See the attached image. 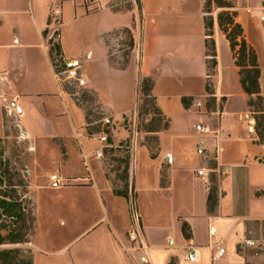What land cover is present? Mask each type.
<instances>
[{
	"label": "crops",
	"instance_id": "0c3cea01",
	"mask_svg": "<svg viewBox=\"0 0 264 264\" xmlns=\"http://www.w3.org/2000/svg\"><path fill=\"white\" fill-rule=\"evenodd\" d=\"M138 2L141 7L142 35L140 77L141 79L150 78L151 95L161 115L168 119V125L153 132L157 138V147L153 156L146 144H139L132 155L127 154L133 167L136 163L135 188L138 195H135L134 200L138 211L143 195L146 198L151 197L152 207L155 204L152 203L154 195L158 198L167 195L166 197L174 205L172 222L162 226L167 232L165 240L159 238L157 229L148 225L147 218L143 219L139 212L144 233L151 247L150 263L141 262L137 253L129 256L122 246L130 227L129 203L132 198L130 194H116L112 176L108 174L111 157L121 155L123 152L119 148V142L122 137L126 138V133L122 130L124 127L121 126L123 122L121 116L116 114L113 120L116 125L110 139L113 148L105 149L103 156L97 157L95 150L99 147V142L94 137L89 138L83 111V121L77 128L78 107L68 101L64 89L55 77L49 46L44 37L45 31L53 26L52 9L60 5L62 23L59 38L63 56L78 57L82 54L80 49L69 50L64 42V27L69 26V32L72 34V29H76L80 21L87 19L82 18L85 14L73 0H0V24L6 23L12 16L13 29L18 32L13 43L7 45L23 49L37 48L45 57L44 61L34 63L38 68L35 77L39 81L31 91L24 90L18 85L23 77L22 70H17L8 64L3 65L6 82L12 84V98L16 97L22 108L21 116L28 113V109L23 106L21 100L29 95L54 100L55 106L52 105V107L55 110L50 111L45 103L40 108L37 107L39 119L43 123L47 121L49 115L57 117L65 115L70 120V129L67 133H51L63 140V147L59 149L55 147L57 151H54L53 147V163L58 170L56 173L65 177L59 173L61 170L62 173L72 176V179L83 183L54 190H78L85 193L92 191L100 209L97 220L77 239L86 233L88 235L92 228L95 230L103 223H106L108 227L110 236L107 241L108 253L89 257L84 255L75 264H264V143L256 140L254 136L256 133H250L247 125L240 118L246 111L248 95L241 87L230 42L220 29L217 16L214 17L212 38L215 42L214 59L217 64L210 81L214 87V93L211 96L214 98L217 109L212 110L210 114H205V98L208 95L207 60L209 59L206 54L207 30L203 11L205 0H138ZM188 5L194 7L195 11L186 13ZM136 9L137 7L132 4L128 10L129 14L133 15ZM236 9V20L244 27L245 37L255 47L260 61V47L264 49V23L254 15L245 13L243 10L247 9V6L243 3H237ZM93 18L97 22L99 34L106 29V26H103L101 17ZM125 26H131L130 22H127ZM28 27L35 32L36 42L23 40L26 35L24 30ZM252 30L259 32L263 39L260 47L252 40ZM76 35L78 37L77 33ZM16 39L17 42H15ZM90 52L93 54L91 50L87 54ZM225 55L229 60L227 65ZM87 60L89 61V59L85 61ZM229 71L234 73L236 91L226 88V73ZM262 77L263 68L261 67V95H264ZM133 95L128 105L131 108L134 101ZM222 97L224 103L220 108L219 102ZM183 98L191 99L189 108L185 107ZM56 102L63 104V110H56ZM172 102L177 104V111L171 110ZM197 102L201 103L200 106ZM117 111L115 110V113H118ZM186 118L189 120L188 130L183 127V120ZM197 122H204L220 131L218 152L215 150L214 137L200 135L194 131L193 125ZM118 128L120 136L117 137ZM22 135L25 137L48 136L40 133L32 134L26 128H23ZM92 142L95 144L92 145ZM200 142H204L207 146L204 155L197 152ZM167 152H171L174 156L172 164L167 162ZM144 164H147L146 171L143 170ZM219 165L228 167L226 174H219L217 168ZM201 166L215 167V169H210L205 178L197 174V169ZM163 168L168 174L166 186H162L160 180ZM212 177L217 182L218 199L214 210L210 211L208 195ZM86 178L89 181H85ZM121 201L126 203L128 213L126 221H122L119 211ZM67 206L70 210L74 205L70 203ZM159 215L160 212L155 211L156 219ZM183 221L189 224L190 238H185L183 234ZM154 222L157 221H152L153 224ZM211 225H214L217 230L214 238L209 235ZM245 237L254 239L257 244L240 249L239 244ZM82 239H85V236L79 240ZM171 240L174 241L173 244L170 243ZM218 240H222L226 253L219 261L213 262L212 254L216 249L215 242ZM187 243L199 246V260L185 259L184 247Z\"/></svg>",
	"mask_w": 264,
	"mask_h": 264
},
{
	"label": "rangeland",
	"instance_id": "374dc122",
	"mask_svg": "<svg viewBox=\"0 0 264 264\" xmlns=\"http://www.w3.org/2000/svg\"><path fill=\"white\" fill-rule=\"evenodd\" d=\"M206 1L203 11L206 20L210 21L218 16L222 9L217 6L214 0H211L210 6L206 5ZM229 1L234 6L233 10L235 11H237V3H243L247 6V9L243 10L245 13L254 15L264 23V0ZM105 2V7L100 12L82 17L87 19L80 21L78 27L72 29V34L69 32V26L64 27V42L68 49L77 51L80 49L82 53L77 58H82L85 61L87 52L93 51V54L90 52L92 56L89 61H85L86 84L79 86L65 78L59 82L66 93L68 101L78 107L76 112L77 128L81 126L83 121L82 111L88 131L101 129L103 127L102 120L106 117L114 120L116 114L121 116L123 121L121 126L124 127L122 130L126 133V138L122 137L119 145H122L129 135L131 123L129 119L132 117L134 109H136L138 113L139 144H146L153 156L157 147L156 134L153 132L166 127L168 119L161 115L151 95L152 83L150 78L141 79L140 77L139 65L142 56L141 7H139L138 0H105ZM246 2L251 3L248 4ZM132 4L137 7L133 15L128 12ZM186 9V13H191L192 10L195 11L194 7L189 5ZM97 16L101 17L103 26H106V29L100 31L99 34L97 22L93 18ZM127 22H130L131 26H125ZM13 26L14 18L12 16L6 23L0 24V67H2L0 68V75L5 76L3 65L7 64L17 70H22L23 77L18 85L24 90L31 91L33 86L39 81L35 77L38 68L34 63L40 60L44 61L45 57L41 54L40 49L37 48L23 49L14 45L8 46L7 44L13 43V39L18 33L17 30L13 29ZM60 27L59 24H53L51 29L44 34L48 46V39L56 29L58 30L54 34L53 39L55 41L60 40ZM24 31L26 34L23 37L24 41H37V36L33 30L28 27ZM251 37L259 47L262 45L263 39L259 32L252 30ZM259 52L261 67L263 68L262 80L264 85V49L260 47ZM224 59L225 64H229L227 55H225ZM95 60L97 61L93 62ZM211 61L207 60V64L211 65ZM212 71L213 69L211 68L209 72L207 71V74ZM234 77L232 71L226 73V88L236 91ZM138 79L140 80L138 81ZM206 84L209 85L210 91H207L208 95L205 98L206 108L204 113L210 114L217 107H215L214 98L211 96L214 93L213 83L207 78ZM11 85L6 82V79L0 80V158L2 157V159L9 162L11 173L13 174V183H17L19 177L24 180L25 184L17 186V189L27 199L28 217L26 241L18 243L5 242L0 244V250H12L16 260L25 259L32 262V264H75L84 255L89 257L108 253L109 246L107 241L110 236L108 235L106 223H103L95 230H92V228L88 235H86L87 233L84 234L85 239L79 240L83 236L77 239L100 215V209L96 199L93 197V192L54 190L55 188L50 184V175L58 172L53 163V147L54 151H57L55 147L58 149L63 147L62 138L51 133H67L70 129L68 116L57 117L49 115L47 121L43 123L39 119L37 107L40 108L45 103L50 111L55 110L52 107V105L55 106L54 100L29 95L24 96L21 100L23 106L28 109V113L21 117L10 114L5 108V98L10 99L13 96L11 94L13 89ZM146 88H150V90L146 91ZM132 94H134V101L131 108L128 105H130ZM262 97L263 104L260 106L257 105L259 103L257 98H254L256 105H248V97L245 110L255 111L263 109L264 95ZM56 103V110H63V104L60 102ZM219 103L220 108H222L223 97ZM115 110H118V113H115ZM171 110H178L175 102H172ZM114 126L116 125L114 124ZM183 127L187 130L189 129L188 118L183 120ZM23 128H26L32 134L51 135L25 137L22 135ZM116 131L117 137L120 136L119 128ZM92 134L89 133V138L94 137ZM254 136L259 141L257 131ZM93 144L95 143L92 142ZM119 148L123 152L121 155H113L111 157L108 174L112 176L113 188L116 194H130V197L134 199L135 195H138L135 188L136 163L133 167L131 159L127 157L128 153L126 150ZM146 169L147 164H144L143 170L146 171ZM59 173L68 178L69 182L65 187L77 186L83 183L73 180L72 176L62 173L61 170ZM160 180L162 186L168 184V174L165 168L161 170ZM210 181L211 186L215 185L212 178ZM166 196L158 198L154 195L152 203L155 204L152 207L150 205L151 197L146 198L143 195L139 205V212L142 218H147L148 225L156 228L159 238L164 240L167 232L162 226L172 222L171 215L174 211L173 202ZM70 203L74 206L69 210L67 205ZM119 208L122 221H126L128 215L126 203L121 201ZM155 211L160 212L158 219H156ZM155 220L157 222L153 224L152 221ZM4 223L0 219V233L2 234H6L7 231L2 226ZM125 243H127V235ZM0 264H2L1 258Z\"/></svg>",
	"mask_w": 264,
	"mask_h": 264
},
{
	"label": "trees",
	"instance_id": "16d2710c",
	"mask_svg": "<svg viewBox=\"0 0 264 264\" xmlns=\"http://www.w3.org/2000/svg\"><path fill=\"white\" fill-rule=\"evenodd\" d=\"M218 7L222 10L218 13L217 21L220 29L224 32L230 42L232 51L234 53L235 65L238 67L240 83L243 91L248 95V105H256L255 99L259 100L258 106L263 104V97L261 95V65L255 47L250 44L244 34V27L236 20L237 13L233 10V5L229 0H214ZM211 0L206 1V5L210 6ZM205 26L207 30L206 47L208 60L211 65L207 64V71L212 68L213 71L208 73V78L212 76L214 67L217 62L214 59L216 56L215 42L212 38L214 19L206 20ZM48 31H45L47 33ZM54 36L48 39L49 54L54 68L57 70L58 62L60 61L63 53L61 42L55 41ZM150 88H146V91ZM206 90L210 91L209 85L206 84ZM183 98V103L186 108H189L191 99ZM256 117V131L259 136V142L264 143V107L260 110H255ZM88 124H90L88 122ZM168 125V124H167ZM166 125V127H167ZM91 130L89 133L98 132ZM1 142V138H0ZM20 176V175H19ZM19 177L17 183H13V174L11 173L10 164L7 160L0 158V219L3 220L4 228L7 230L6 234L0 233V244L5 242L18 243L26 241L27 230V217L28 207L25 195L21 194L17 186H23L24 180ZM215 185L210 186L208 195V208L210 211L214 210L218 199V186L216 179L212 177ZM182 230L185 238H190V227L186 221H183ZM0 258L2 264H32V262L25 259H18L13 255V251L9 249L0 250Z\"/></svg>",
	"mask_w": 264,
	"mask_h": 264
},
{
	"label": "built area",
	"instance_id": "2783aa9c",
	"mask_svg": "<svg viewBox=\"0 0 264 264\" xmlns=\"http://www.w3.org/2000/svg\"><path fill=\"white\" fill-rule=\"evenodd\" d=\"M74 4L82 10V13L85 15L96 14L100 12L105 7V0H73ZM51 17L53 20V24L62 23V7L60 5L54 7L51 12ZM58 29L54 30L51 36L57 32ZM17 42V39L15 40ZM92 56L91 53L86 55V59H90ZM85 61L82 58L70 57L65 58L63 55L58 62L57 70L55 69V77L57 80H62L63 78L68 79L70 81L75 82L79 86H83L86 84L87 79L85 77L84 72ZM6 77L0 75V80H5ZM5 108L10 114L21 116L23 111L20 105L18 104L17 98L14 97L12 99L5 98ZM200 102H197V105L200 106ZM137 110L134 109L132 117L129 119L130 129L129 135L127 139L124 141L122 145L119 147L124 148L129 155H132L137 146L139 145V132L137 128ZM241 120L245 122L247 125L248 131L250 133H256V117L255 113L252 110H246L241 114ZM103 127L100 131L93 133L94 138L99 142V147L95 150L97 157H102L105 149H112L113 145L111 144V135L114 131V123L110 117H106L102 120ZM193 129L197 134L204 136H212L215 138V150L218 152L220 150V131L212 128V126L205 124L204 122L194 123ZM207 150V146L204 142H200L197 147V152L200 155H204ZM167 162L172 164L174 162V156L171 152L166 153ZM218 172L220 175H224L228 171L227 166H218ZM215 167L209 168L207 166H201L197 169V174L201 177H207L208 171ZM74 180V179H73ZM85 181H89L88 178L84 179ZM78 181V180H75ZM68 179L61 176L58 173H53L50 175V184L53 188H60L65 186L68 183ZM81 182V181H78ZM129 211H130V227L127 231V243H122V246L125 252L129 256H133V254L137 253L139 259L143 263H150L149 259V250L150 245L148 244L147 237L144 233L141 216L139 214L137 204L134 199L130 200L129 203ZM216 227L211 225L209 227V235L211 238H214L216 235ZM171 244L174 243L173 240L170 241ZM257 244V242L250 238L245 237L239 244L240 249H245L247 247H253ZM215 251L212 254L213 262L219 261L226 253V247L222 244V240H218L215 242ZM185 259L189 261H197L199 260V246L194 243H187L184 247Z\"/></svg>",
	"mask_w": 264,
	"mask_h": 264
}]
</instances>
